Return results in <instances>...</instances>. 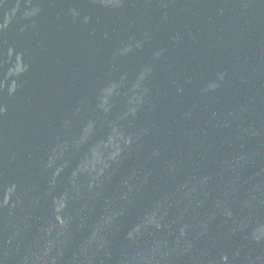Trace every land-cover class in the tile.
<instances>
[{"label":"water","instance_id":"water-1","mask_svg":"<svg viewBox=\"0 0 264 264\" xmlns=\"http://www.w3.org/2000/svg\"><path fill=\"white\" fill-rule=\"evenodd\" d=\"M0 264H264V0H0Z\"/></svg>","mask_w":264,"mask_h":264}]
</instances>
